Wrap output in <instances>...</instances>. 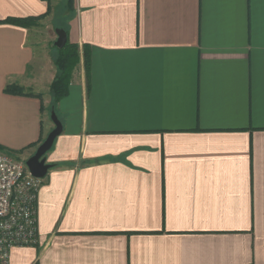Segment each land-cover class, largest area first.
Segmentation results:
<instances>
[{
  "label": "crops",
  "instance_id": "1",
  "mask_svg": "<svg viewBox=\"0 0 264 264\" xmlns=\"http://www.w3.org/2000/svg\"><path fill=\"white\" fill-rule=\"evenodd\" d=\"M47 8L0 0V151L20 160L53 128L56 69L39 26L4 20ZM65 26L80 60L39 243L9 264H264V0H73Z\"/></svg>",
  "mask_w": 264,
  "mask_h": 264
},
{
  "label": "built area",
  "instance_id": "2",
  "mask_svg": "<svg viewBox=\"0 0 264 264\" xmlns=\"http://www.w3.org/2000/svg\"><path fill=\"white\" fill-rule=\"evenodd\" d=\"M41 183L25 160L0 151V264L10 263L13 248L38 245L36 201Z\"/></svg>",
  "mask_w": 264,
  "mask_h": 264
},
{
  "label": "trees",
  "instance_id": "3",
  "mask_svg": "<svg viewBox=\"0 0 264 264\" xmlns=\"http://www.w3.org/2000/svg\"><path fill=\"white\" fill-rule=\"evenodd\" d=\"M73 0H68V5L71 6V3ZM48 8L47 12L43 15H39L37 17H26V18H7L4 21L14 23L23 27H30L36 25L35 22L37 20H40L45 15L48 14L50 3L49 0H47ZM63 28L66 32V43L62 48H58L54 45V47L57 50V54L55 57V65L57 67L56 75L54 76V79L52 80L50 84V93H51V104L50 109H53L55 104L68 93V87L69 83L72 78V74L74 69L77 67L80 55H79V48L76 43H72L69 41L68 38V31L66 26H60ZM82 59H83V65L85 69L86 76L88 77L89 73V66H90V54L88 51V48L86 45H83L82 50ZM5 91L7 92H13L17 94H22V89L19 86L11 85L7 86L5 88ZM41 140V139H40ZM43 141V140H42ZM41 141V142H42ZM56 166L55 164L52 165V167Z\"/></svg>",
  "mask_w": 264,
  "mask_h": 264
},
{
  "label": "rangeland",
  "instance_id": "4",
  "mask_svg": "<svg viewBox=\"0 0 264 264\" xmlns=\"http://www.w3.org/2000/svg\"><path fill=\"white\" fill-rule=\"evenodd\" d=\"M68 0H49L50 7L48 14L46 16V19L44 22H40V20H37L36 27H38V42L41 46H46L47 52L52 60V63L54 65V68L57 72V67L55 65V57L57 54V50L54 47V41L56 40V33L55 28L60 26H65L67 23L68 18L73 13V2L71 3V6L68 5ZM43 23V24H42ZM31 27V26H30ZM56 75V73H55ZM54 79V78H53ZM51 94V93H50ZM50 112L46 113V120L50 123H53L50 118ZM54 127V125H53Z\"/></svg>",
  "mask_w": 264,
  "mask_h": 264
},
{
  "label": "water",
  "instance_id": "5",
  "mask_svg": "<svg viewBox=\"0 0 264 264\" xmlns=\"http://www.w3.org/2000/svg\"><path fill=\"white\" fill-rule=\"evenodd\" d=\"M57 35L54 45L58 48H62L66 43V32L61 27L55 28ZM50 118L54 127L47 133L43 141L37 146L35 152L25 160V164L29 172L38 178H43L47 171L52 167L51 164L45 162V154L51 149L55 138L61 133L62 124L55 114V111L51 109Z\"/></svg>",
  "mask_w": 264,
  "mask_h": 264
}]
</instances>
